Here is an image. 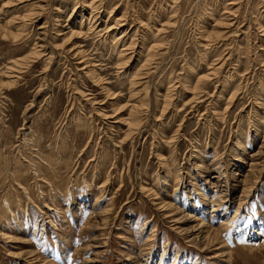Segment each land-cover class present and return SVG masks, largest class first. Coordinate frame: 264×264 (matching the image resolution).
<instances>
[{
	"label": "rangeland",
	"instance_id": "obj_1",
	"mask_svg": "<svg viewBox=\"0 0 264 264\" xmlns=\"http://www.w3.org/2000/svg\"><path fill=\"white\" fill-rule=\"evenodd\" d=\"M0 264H264V0H0Z\"/></svg>",
	"mask_w": 264,
	"mask_h": 264
},
{
	"label": "bare ground",
	"instance_id": "obj_2",
	"mask_svg": "<svg viewBox=\"0 0 264 264\" xmlns=\"http://www.w3.org/2000/svg\"><path fill=\"white\" fill-rule=\"evenodd\" d=\"M28 16L31 17L32 15H28ZM116 27H117V26H116ZM71 33H73V31H72ZM71 33H70V34H71ZM75 33H77V32H75ZM60 35H61V34H60ZM77 35H78V34H77ZM68 36L70 37V35H68ZM72 36H73V35H71V37H72ZM74 36H75V35H74ZM69 37H68V38H69ZM118 41H119V40H118ZM121 53H122V52H121ZM17 69H18V68H17ZM10 71H15V70H13V68H12ZM91 74H92V73H91ZM13 76H14V75H12L11 77H13ZM147 93H148V91H147ZM232 219H233V218H232ZM232 219H231V220H232ZM231 220H230V221H231ZM224 221H225V220H224ZM228 221H229V220H228ZM230 221H229V222H230ZM201 222H202V223H201L200 227H202V226L204 225L203 220H202ZM224 228H225V227H224ZM195 230H196V229H195ZM213 230H214V229H213ZM208 231H209V230H208ZM212 232H213V231H212ZM219 232H220V231H219ZM260 232H261V231H260ZM202 234H203V233H202ZM246 234H247V231H246ZM246 234L244 235L243 239L246 238ZM208 236H209V235H208Z\"/></svg>",
	"mask_w": 264,
	"mask_h": 264
}]
</instances>
